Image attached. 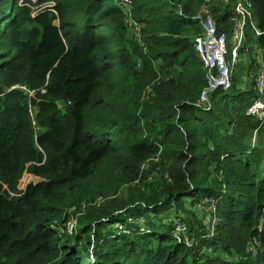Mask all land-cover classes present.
Masks as SVG:
<instances>
[{
  "label": "trees",
  "instance_id": "1",
  "mask_svg": "<svg viewBox=\"0 0 264 264\" xmlns=\"http://www.w3.org/2000/svg\"><path fill=\"white\" fill-rule=\"evenodd\" d=\"M129 1L139 42L120 0H0V91L26 89L0 97V264H264V119L248 113L264 0H251L262 34L247 37L230 89L212 92L194 44L204 0ZM210 6L228 32V8ZM148 71L146 100L135 84ZM157 158L171 183L122 206ZM24 173L40 181L20 190ZM184 200L207 211L179 234L153 220L170 206L180 222Z\"/></svg>",
  "mask_w": 264,
  "mask_h": 264
},
{
  "label": "rangeland",
  "instance_id": "2",
  "mask_svg": "<svg viewBox=\"0 0 264 264\" xmlns=\"http://www.w3.org/2000/svg\"><path fill=\"white\" fill-rule=\"evenodd\" d=\"M21 0H18V3H20ZM214 3L217 4L219 8L222 9V4L218 1V0H204L203 5L200 6L197 9V16L199 18L202 19V25L203 24H207L209 23L208 18L210 20L213 21V17L211 16V12L214 8V6H210L208 7L209 4ZM50 2L48 3V6H50ZM32 11H35L36 6L31 7ZM125 13L128 15V22H126V25L128 27V36L132 41L138 42L140 39V34L141 33V29L142 27H139L133 20V13H132V7L131 8H124ZM132 19V20H131ZM138 27H137V26ZM203 33V32H202ZM245 33L247 35V37L249 35H252V30L250 29V27L247 25L246 29H245ZM257 61H258V65H257V75H261L264 74V50L262 52H259L257 55ZM209 78V73L208 76ZM154 73L153 72H145L144 75L141 74V77L136 78V84L135 86L139 87L141 89V96L144 99H150L151 98V94L153 93V88H154ZM214 91V88L210 87L209 92ZM206 92L205 94V106L207 108L211 107V100L209 101L208 98V93ZM32 93L33 96H35V94H33V92H29V94ZM263 93V94H262ZM261 94V97L255 102L256 104L252 107L251 109V114H253L254 116L257 117V119L259 121L264 119V90ZM40 131L38 129H36V135H38ZM256 144V143H255ZM169 167L168 166H164V161H160L159 158L155 159L153 162L149 163L143 170V176L141 177V179L136 182L135 184L131 185L130 187H126L123 189V193H121V197L123 199H121V205L122 206H126L128 205L129 202H131L132 200H135V202H139V198H143V197H150L152 195V192L148 193L150 190V187L153 185V188L157 187L160 183H163V181L166 182V184L171 183L170 181V177H169ZM40 179L33 177L31 174L29 173H24L22 179L19 182L18 188L20 190H24L26 188V186L30 183H37ZM159 184H158V183ZM186 202H184V205L186 208L191 209L192 212H183L180 215V222L179 220H177L178 218L175 216L173 208H169L165 207V210L160 211L157 216L156 219H153L156 223H159L160 221L163 222L164 224L166 223L169 226L174 225L175 228V233L179 234L180 230L179 227L183 224L181 222V218L183 217H188L189 221H198L199 217L202 216V213H204L207 210H198L197 208H194L188 200H184ZM137 204H133L128 206V208H131L133 206H135ZM141 206H143V204H140ZM169 208V209H168ZM168 209V210H167ZM126 211V210H125ZM206 213V212H205ZM213 213V211H212ZM131 215V214H130ZM129 215V216H130ZM136 215H139L136 213ZM128 216V217H129ZM140 217H138L137 219H139ZM206 220V221H205ZM204 220L203 224L210 226L209 228H206V230L209 231V234L205 235L204 237H202V239H199L197 241L198 247L199 245H202V250L200 251V253H203L202 255H204L205 252V243L202 244V242L206 241V237L208 235H213L214 232H211L213 230V224L215 223V221L217 222V219H212V216H209V223H207V218ZM210 220H212L211 225H210ZM128 222H130L128 220ZM132 222V221H131ZM76 218L73 217L72 220L70 221L71 224V229H68L70 232H73L76 228ZM176 224V225H175ZM144 224H139L138 227L140 230V233H145L147 232L146 229H144ZM112 227H115L119 230H122V225L118 224V225H113ZM123 232V231H122ZM121 234V233H119ZM116 234V235H119ZM111 240H114V237H112ZM196 245V244H195ZM226 262L230 261V259L226 258L225 259Z\"/></svg>",
  "mask_w": 264,
  "mask_h": 264
},
{
  "label": "built area",
  "instance_id": "3",
  "mask_svg": "<svg viewBox=\"0 0 264 264\" xmlns=\"http://www.w3.org/2000/svg\"><path fill=\"white\" fill-rule=\"evenodd\" d=\"M22 1L23 0H21L20 3H22ZM120 1L123 7H131V2L129 0ZM218 1L222 4V9L228 8L233 25L228 32L223 31L221 33H217L215 22L208 18L209 23L203 24V33L195 38L194 44L198 56L204 63L205 70H208L210 87L215 89L220 86L223 91H228L231 87L233 72L239 65V59L243 54L241 53L242 47L244 43L247 42V35L245 33L247 25L252 30V35L254 34L258 37L262 33L256 29L255 22L253 20L251 0ZM50 4L51 5L49 7L53 5L51 2ZM45 7L46 6L42 5L36 7V10L32 12V16ZM229 44H231L230 50L228 48ZM263 50L264 49L260 47L258 48L259 52H262ZM244 52L247 53L248 49ZM248 63L250 64L249 61ZM211 71L215 72L216 76L211 74ZM254 77L256 83L255 89L261 94L264 90V74H256ZM18 88L26 91L24 87L13 86L9 89H5L4 91H0V97H2L5 92L7 93ZM43 91L44 90H42V92ZM29 96L34 97L32 93H30ZM251 109L248 110V113L251 112ZM67 228H72L70 222L68 223Z\"/></svg>",
  "mask_w": 264,
  "mask_h": 264
},
{
  "label": "crops",
  "instance_id": "4",
  "mask_svg": "<svg viewBox=\"0 0 264 264\" xmlns=\"http://www.w3.org/2000/svg\"><path fill=\"white\" fill-rule=\"evenodd\" d=\"M39 181H40V180H39ZM39 181H38V182H39Z\"/></svg>",
  "mask_w": 264,
  "mask_h": 264
}]
</instances>
